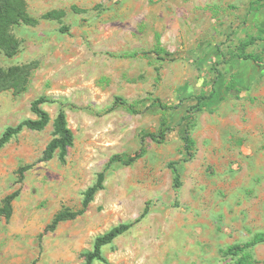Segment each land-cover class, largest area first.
<instances>
[{
    "label": "rangeland",
    "instance_id": "1",
    "mask_svg": "<svg viewBox=\"0 0 264 264\" xmlns=\"http://www.w3.org/2000/svg\"><path fill=\"white\" fill-rule=\"evenodd\" d=\"M251 1L27 0L40 22L13 28L19 51L0 50V65L31 71L23 91L0 92V136L36 119L31 105L41 96L51 121L25 127L0 149V207L19 192L11 217L0 219V264H82L96 237L120 223L134 225L94 264H234L223 251L264 231V41L248 47L263 65L233 56L240 40L264 28V7L251 11ZM54 9L66 11L61 21L42 18ZM160 46L174 59L157 55ZM134 51L145 55H127ZM232 78L238 96L226 90ZM213 89L224 99L193 117L189 157L183 136L191 119L179 124L175 112L187 114L195 96ZM157 100L174 107L165 142L145 137V155L107 168L84 214L46 230L61 209L82 207L113 155L135 153L160 129ZM60 110L74 144L64 160L58 152L43 160ZM252 251L264 264V243Z\"/></svg>",
    "mask_w": 264,
    "mask_h": 264
},
{
    "label": "trees",
    "instance_id": "2",
    "mask_svg": "<svg viewBox=\"0 0 264 264\" xmlns=\"http://www.w3.org/2000/svg\"><path fill=\"white\" fill-rule=\"evenodd\" d=\"M264 7V0H252L251 11H258ZM74 9H78L74 7ZM66 15V11L63 9H54L46 12L42 18L55 19L61 21ZM40 22V18L33 16L28 8L27 0H0V50L8 57L15 56L20 48L21 41L14 34L13 28L20 24L37 25ZM264 41V28H260V33L257 35L248 34L245 38L240 40L236 46L233 56L235 58L252 60L258 65H263V59L260 55L248 51V47L255 45L257 41ZM159 43V42H158ZM155 53L161 57H168L174 59L173 54L167 51L163 47H157ZM128 56L136 57L139 55H145V52L134 51ZM164 55V56H163ZM31 67L29 65H12L8 68H4L0 65V92L7 89H14L16 92H21L26 88L27 77L30 74ZM239 81L236 78H232L226 84V90L239 95L241 89L238 85ZM224 96L213 89L209 94L205 92L195 96V99L185 107L187 114L180 116V112H175V119H179V124L183 123L186 119H191L187 128L186 134L183 136L186 153L189 157L194 155V148L196 141L193 138L191 131L195 126V122L192 120L196 113L203 111L206 107L216 101H222ZM121 104H130L118 97ZM50 101L46 96H41L34 100L31 105L33 113L37 115L36 119L28 118L21 121L16 126H9L0 136V149L3 148L14 136L20 133L25 127L32 130H43L51 121L50 113L43 108V104ZM158 106L162 108V120L160 129L157 131H150L142 138L141 147L133 154H115L113 155L105 169L98 174L96 182L90 186L84 192V199L82 201V207L78 210H72L70 208H63L58 211L52 219V222L46 227V230L55 229L58 224L65 220L75 219L78 216L85 213L90 202L93 200L95 194L104 188L105 171L114 162H121L125 165H131L147 152L145 145V137H150L157 143H163L166 140L167 132L172 128L169 123L167 114L174 109V107L164 104L157 100ZM131 107V106H130ZM180 117V118H179ZM53 137L46 145L43 152V160L52 159L58 152L61 159H65L68 154L69 148L74 144V133L69 127L67 114L64 110H60L53 122ZM176 162H171L170 167L173 168L175 187H180V172L177 167L174 166ZM30 166H23L20 168L19 173L21 177L24 175L25 170ZM18 191L10 194L4 200V204L0 207V219L1 217L10 218L13 212L12 201L18 195ZM149 212V207L146 206L141 216L136 219L139 222ZM134 223H120L112 227L109 231L96 237L93 250L83 252L84 261L82 264H94L95 260H103L104 256L102 249L105 245L112 243L116 238L128 231ZM264 243V231H259L254 234L251 239L244 242H238L229 245L223 252L228 256H233L234 264H258L252 249L260 244Z\"/></svg>",
    "mask_w": 264,
    "mask_h": 264
}]
</instances>
